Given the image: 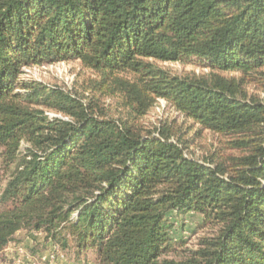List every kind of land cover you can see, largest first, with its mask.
I'll return each instance as SVG.
<instances>
[{
	"label": "trees",
	"instance_id": "1",
	"mask_svg": "<svg viewBox=\"0 0 264 264\" xmlns=\"http://www.w3.org/2000/svg\"><path fill=\"white\" fill-rule=\"evenodd\" d=\"M69 60L102 72L128 115L20 78ZM158 98L224 147L197 159L172 127L143 131ZM0 145V252L28 230L98 264H264V0H0ZM173 212L202 215L196 247Z\"/></svg>",
	"mask_w": 264,
	"mask_h": 264
},
{
	"label": "rangeland",
	"instance_id": "2",
	"mask_svg": "<svg viewBox=\"0 0 264 264\" xmlns=\"http://www.w3.org/2000/svg\"><path fill=\"white\" fill-rule=\"evenodd\" d=\"M156 64L176 75L207 72V68L194 62L156 61ZM118 75L132 77L128 72H119ZM20 78L35 80L48 86H58L74 95L84 97L86 103L93 101L92 104L99 116L126 117L129 112L123 96L112 91V83L104 79L102 72L88 68L78 60L24 66ZM247 91L250 94L261 93L254 84H248ZM46 113L50 117H64L50 109H47ZM135 121L143 131L151 130L158 134L160 128L167 126L172 127L177 135L191 138L188 156L197 159H202L218 148L224 147L223 142L226 139L218 133L201 128L164 98H158L154 106ZM225 150L228 154L232 153L226 148ZM3 151L4 147L0 145V195L8 179V171L3 163ZM170 217L174 223L172 233L182 234L188 238L192 247H196L198 239L208 233L206 227L199 226L203 217L198 213L190 212L180 216L173 212ZM0 264H98V261L93 248L79 252L72 244L70 248L64 249L59 243L56 244L47 238L45 232L21 230L0 252Z\"/></svg>",
	"mask_w": 264,
	"mask_h": 264
},
{
	"label": "built area",
	"instance_id": "3",
	"mask_svg": "<svg viewBox=\"0 0 264 264\" xmlns=\"http://www.w3.org/2000/svg\"><path fill=\"white\" fill-rule=\"evenodd\" d=\"M55 247H57V246H55Z\"/></svg>",
	"mask_w": 264,
	"mask_h": 264
}]
</instances>
